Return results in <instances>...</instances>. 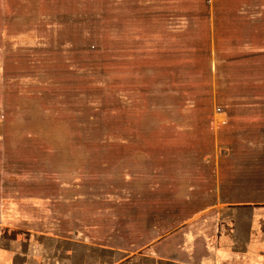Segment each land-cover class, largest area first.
<instances>
[{
	"label": "rangeland",
	"instance_id": "1",
	"mask_svg": "<svg viewBox=\"0 0 264 264\" xmlns=\"http://www.w3.org/2000/svg\"><path fill=\"white\" fill-rule=\"evenodd\" d=\"M262 51L264 0H0V209L64 229L130 190L198 206L214 155L227 198L264 199Z\"/></svg>",
	"mask_w": 264,
	"mask_h": 264
},
{
	"label": "crops",
	"instance_id": "2",
	"mask_svg": "<svg viewBox=\"0 0 264 264\" xmlns=\"http://www.w3.org/2000/svg\"><path fill=\"white\" fill-rule=\"evenodd\" d=\"M210 10L207 18H219ZM219 115L216 126L226 121H218ZM205 160L213 165L212 187L204 193L209 200L198 206L191 205L199 195L193 186L185 188L184 205L166 198L137 204L130 190L126 215H113L107 224L99 213L96 218L81 214L68 218L64 229L47 213H23L8 221L1 208L0 264H264V199L227 198L220 158ZM185 206L190 213L184 215ZM137 210L143 220L136 219ZM139 225L143 232H137Z\"/></svg>",
	"mask_w": 264,
	"mask_h": 264
},
{
	"label": "trees",
	"instance_id": "3",
	"mask_svg": "<svg viewBox=\"0 0 264 264\" xmlns=\"http://www.w3.org/2000/svg\"><path fill=\"white\" fill-rule=\"evenodd\" d=\"M211 52H212V50H211V48H209L208 50H207V56H208V60L210 61V57H211ZM260 54H264V51H262ZM217 57L219 58V54H217ZM250 57H252V54H242V55H238V56H236V57H234V58H231V59H233V61L234 60H240V59H245V58H250ZM220 59V58H219ZM230 62H232V60H230ZM220 64V62H219V60H218V63H217V68L219 69L220 68V66L221 65H219ZM210 67H211V63H210V65H209ZM209 70H210V72H211V69L209 68ZM219 71V70H218Z\"/></svg>",
	"mask_w": 264,
	"mask_h": 264
}]
</instances>
